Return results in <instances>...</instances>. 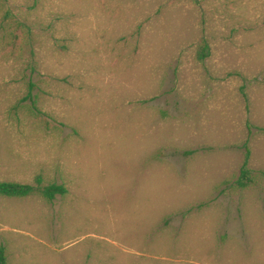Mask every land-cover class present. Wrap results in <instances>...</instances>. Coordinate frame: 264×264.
<instances>
[{
    "label": "rangeland",
    "instance_id": "rangeland-1",
    "mask_svg": "<svg viewBox=\"0 0 264 264\" xmlns=\"http://www.w3.org/2000/svg\"><path fill=\"white\" fill-rule=\"evenodd\" d=\"M37 175L8 264H264V0H0V181Z\"/></svg>",
    "mask_w": 264,
    "mask_h": 264
},
{
    "label": "trees",
    "instance_id": "trees-1",
    "mask_svg": "<svg viewBox=\"0 0 264 264\" xmlns=\"http://www.w3.org/2000/svg\"><path fill=\"white\" fill-rule=\"evenodd\" d=\"M210 55V46L208 43L202 44L198 51V56L203 61L207 56ZM34 84L31 83V91L29 96H32ZM246 97V93H244ZM246 157L241 167L240 175L237 180L239 187H248L254 183L253 173L254 170L249 168V160L251 150L248 146V142L245 144ZM69 190L63 183H50L44 184L42 175H37L34 183H23L19 181H0V195L11 197V198H25L32 195H41L46 200L53 202L58 196H66ZM0 264H8V256L6 246L0 244Z\"/></svg>",
    "mask_w": 264,
    "mask_h": 264
}]
</instances>
